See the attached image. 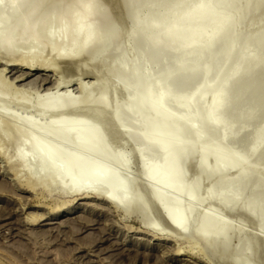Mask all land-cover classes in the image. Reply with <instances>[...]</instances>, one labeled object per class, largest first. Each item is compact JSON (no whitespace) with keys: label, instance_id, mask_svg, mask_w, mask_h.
Returning a JSON list of instances; mask_svg holds the SVG:
<instances>
[{"label":"bare ground","instance_id":"1","mask_svg":"<svg viewBox=\"0 0 264 264\" xmlns=\"http://www.w3.org/2000/svg\"><path fill=\"white\" fill-rule=\"evenodd\" d=\"M116 1L125 9L137 2ZM189 4L194 6L189 15L184 14L185 7L180 8L165 24L152 26L160 34L146 46L150 65L192 54L202 48L204 39L213 47L185 65L155 73L156 82L153 76L139 75L136 65L120 79L129 100L114 111L103 95L94 101L83 97L82 102L68 96L57 108L46 109L55 116L38 124L27 123L35 132L28 136V155L32 159L28 162L27 155L19 153L17 161L9 167L23 189L34 190L54 180L56 187L83 191L80 198L90 197L88 192L92 190L116 208L130 211L134 207L122 174L123 161L110 154L101 131L78 115L91 106L97 117L108 116L117 136L128 142L141 158L142 178L151 185V200L167 224L185 233V210L192 213L205 200L197 192L206 179L213 177L209 189L218 192V203L246 214L256 223V236L264 239V161H258L264 155V56L258 54V48L264 46V35L256 44L244 39L238 47L214 54L224 43L220 38L231 21L226 13L229 2L189 0ZM263 6L264 0H255L241 10L240 17L244 19ZM19 9L22 11L18 12ZM0 20V90L18 95H28L29 91L16 86V81L33 71L51 70L56 63L69 61L70 70L76 74L82 70L77 67L78 60L95 62L100 37L112 27L108 9L99 0H0ZM54 25L59 30L50 31ZM142 39L140 32L133 37L136 42ZM46 45L50 57L43 54ZM248 47L251 50L246 52ZM32 54L38 55V59H30ZM119 54L120 47L115 45L111 56L117 58ZM8 66L28 71L9 80L5 73ZM68 72L63 71V76L73 75ZM46 81L43 78V83ZM103 84L107 91L108 83ZM207 98H210L208 107L204 105ZM72 112L75 115H68ZM228 115L232 116L231 121L227 120ZM2 126L0 145L20 137L17 131L8 132L7 124ZM53 135L64 140L52 139ZM197 150L199 171L187 183V166ZM23 169L29 174L26 179L19 176ZM101 181L116 191L101 188ZM7 184L2 183V188ZM249 185L253 187V195L242 202ZM183 193L189 196L187 207L177 198ZM138 206L142 223L156 230L157 223L147 216L146 206ZM214 214L203 215L193 230L197 238L216 241L227 233L226 223L218 228L208 225ZM39 219L33 217L34 221ZM227 248L228 243H224L223 249ZM177 249L180 251L181 247ZM248 250L246 241H241L236 254L246 258ZM243 262L244 259L238 258L235 264Z\"/></svg>","mask_w":264,"mask_h":264},{"label":"rangeland","instance_id":"2","mask_svg":"<svg viewBox=\"0 0 264 264\" xmlns=\"http://www.w3.org/2000/svg\"><path fill=\"white\" fill-rule=\"evenodd\" d=\"M99 1L106 5L112 27L100 37L94 52L95 62L91 59L78 60L77 67L82 70L76 74L70 70L69 61L56 63V67L51 70L33 71L15 83L28 90V95L0 90V126L7 124L8 132L14 134L17 131L20 136L0 145V264H235L238 258L244 259L243 264H264V239L256 236V223L239 210L224 208L218 203V192L209 189L213 177L206 179L197 192V196L205 200L192 213L185 210V233L167 224L151 200V185L142 178L141 158L128 142L117 136L108 116L97 117L91 106L78 115L101 131L110 154L119 156L123 161L122 174L127 180L134 207L130 211L116 208L92 190L88 192L90 197L80 198L83 191L56 187L54 180L46 181L44 186L34 190L23 189L19 185L18 177L9 167L17 161L19 153L26 154L28 162L32 159L28 155V136L35 132L27 123L38 124L45 118L55 116L46 109L57 108L68 96L82 102L83 97L94 101L103 95L109 101L111 111H114L119 104L129 100L128 93L120 86V79L135 69L136 65L139 66V75L153 76L156 82L155 73L185 65L188 60L200 58L206 48L213 47L211 42L204 39L202 48L196 52L151 66L146 46L160 34L152 26L155 23L165 24L171 14L180 8L185 7L184 14L187 16L194 6L189 4V0H147L144 3L143 0H137L125 9L116 0ZM254 1L228 0L226 13L231 21L220 38L224 43L214 50V54L238 47L244 39L252 42V45L256 44L258 38L264 35V6L244 19L240 17L241 10L251 6ZM21 11L19 9L18 12ZM49 30L57 31L59 26H51ZM138 32L143 39L136 42L133 37ZM115 45L120 47L117 58L111 56ZM48 50V45L44 46L43 54L50 57ZM250 50L251 47H248L246 52ZM258 54L264 56V46L258 48ZM37 57L32 54L30 59L35 61ZM65 68L73 75L64 77ZM25 71L28 69L8 66L5 73L9 80H13ZM43 78L47 80L45 83ZM104 82L109 85L107 91L103 89ZM209 102L210 98H207L204 105L208 107ZM232 119L231 115L227 116L228 121ZM54 138L64 140L58 135H53ZM198 151L193 161L188 163L187 183L192 182L199 171ZM258 161H264V155ZM19 176L26 179L29 174L23 169ZM2 183H8V186L2 188ZM101 184L99 186L103 189L116 191L105 182L101 181ZM252 188L251 185L247 187L242 202L253 195ZM177 198L183 207L188 206L187 193ZM138 204L146 206L147 216L157 223L156 230L142 223ZM205 213L214 214L208 223L210 227L218 228L220 224L226 223L228 228L227 233L216 241H204L193 234ZM35 216L40 219L34 221ZM189 239L198 247L192 246ZM241 241L248 244L246 258L236 254V247ZM224 243H228L226 250L223 249ZM178 247H181L180 251Z\"/></svg>","mask_w":264,"mask_h":264}]
</instances>
